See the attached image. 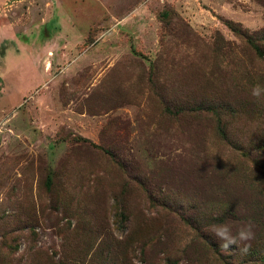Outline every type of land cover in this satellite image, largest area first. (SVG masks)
I'll return each mask as SVG.
<instances>
[{
  "label": "rangeland",
  "instance_id": "rangeland-1",
  "mask_svg": "<svg viewBox=\"0 0 264 264\" xmlns=\"http://www.w3.org/2000/svg\"><path fill=\"white\" fill-rule=\"evenodd\" d=\"M256 85L264 0H0V264H264Z\"/></svg>",
  "mask_w": 264,
  "mask_h": 264
},
{
  "label": "clouds",
  "instance_id": "clouds-1",
  "mask_svg": "<svg viewBox=\"0 0 264 264\" xmlns=\"http://www.w3.org/2000/svg\"><path fill=\"white\" fill-rule=\"evenodd\" d=\"M252 96L259 99L264 96V88L256 85L252 89ZM253 225L248 223L238 229L236 234L232 233L229 224L212 225L210 232L217 240L219 248L223 252H230L231 246L235 245L242 255H246L251 247L249 241L254 239Z\"/></svg>",
  "mask_w": 264,
  "mask_h": 264
},
{
  "label": "trees",
  "instance_id": "trees-1",
  "mask_svg": "<svg viewBox=\"0 0 264 264\" xmlns=\"http://www.w3.org/2000/svg\"><path fill=\"white\" fill-rule=\"evenodd\" d=\"M105 152H107L108 154H110V152L106 149Z\"/></svg>",
  "mask_w": 264,
  "mask_h": 264
},
{
  "label": "crops",
  "instance_id": "crops-1",
  "mask_svg": "<svg viewBox=\"0 0 264 264\" xmlns=\"http://www.w3.org/2000/svg\"><path fill=\"white\" fill-rule=\"evenodd\" d=\"M1 37H4V36H1ZM7 37V36H6ZM11 67H13V66H11Z\"/></svg>",
  "mask_w": 264,
  "mask_h": 264
}]
</instances>
